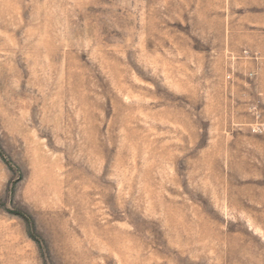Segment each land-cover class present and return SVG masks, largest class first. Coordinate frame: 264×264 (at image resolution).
<instances>
[{
    "label": "rangeland",
    "instance_id": "1",
    "mask_svg": "<svg viewBox=\"0 0 264 264\" xmlns=\"http://www.w3.org/2000/svg\"><path fill=\"white\" fill-rule=\"evenodd\" d=\"M246 33L264 0H0V264H264Z\"/></svg>",
    "mask_w": 264,
    "mask_h": 264
},
{
    "label": "crops",
    "instance_id": "2",
    "mask_svg": "<svg viewBox=\"0 0 264 264\" xmlns=\"http://www.w3.org/2000/svg\"><path fill=\"white\" fill-rule=\"evenodd\" d=\"M247 51L250 54H257L260 57H264V33H246L242 34V40L239 44V50ZM245 65H249L250 67L258 66V70H264V62H247ZM245 105V110L246 109ZM260 120L264 121L263 110H260ZM257 117V116H256Z\"/></svg>",
    "mask_w": 264,
    "mask_h": 264
}]
</instances>
